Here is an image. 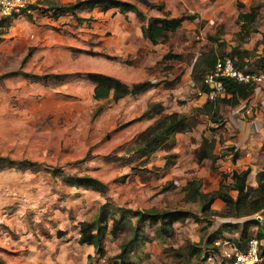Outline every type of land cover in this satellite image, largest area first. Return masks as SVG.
Segmentation results:
<instances>
[{"label":"rangeland","instance_id":"rangeland-1","mask_svg":"<svg viewBox=\"0 0 264 264\" xmlns=\"http://www.w3.org/2000/svg\"><path fill=\"white\" fill-rule=\"evenodd\" d=\"M44 1L33 0L37 10L11 17L0 39V157L36 163H0V259L5 264H86L90 255L91 264L203 263L210 249L206 236L221 222L235 220L201 215L197 201L186 196V183L198 181L199 190L208 192L217 187L219 173L235 170L236 161L237 171L241 164L259 168L264 133L245 129L260 112L264 120V109L247 105L248 114H235L236 105L220 104L213 115L201 114L199 82H192L189 72L195 58L217 44L218 55L226 56L234 46L251 52L243 59L244 69L261 72L264 0H146L147 5L124 0L142 18L115 8L82 7L74 15L42 11L48 6ZM49 1L57 7L79 0ZM240 11L255 12L256 32H239L234 20ZM183 14L195 19L168 33L164 44L152 45L142 37L140 25L149 18ZM212 35L219 39L209 41ZM168 52L180 58L163 60ZM42 74L60 79L43 84L30 77ZM92 74L129 86L149 81L153 87L113 100L108 88L87 80ZM260 89L264 95V85ZM145 111L149 117L139 118ZM169 119L172 129L166 131ZM241 143V153L247 154L243 159L237 148ZM72 176L96 179L104 189L74 187L66 182ZM210 206L224 211L222 203ZM146 210L189 217L173 222L172 234L164 236L155 213L149 219L134 216ZM256 214L251 217L259 226H250L247 236L260 242L259 255L264 209ZM113 218L123 226L111 236ZM81 221L100 227L103 257L77 243ZM138 226L135 245L120 250ZM140 236L145 241L138 242ZM235 236L224 233L219 244Z\"/></svg>","mask_w":264,"mask_h":264},{"label":"trees","instance_id":"trees-1","mask_svg":"<svg viewBox=\"0 0 264 264\" xmlns=\"http://www.w3.org/2000/svg\"><path fill=\"white\" fill-rule=\"evenodd\" d=\"M44 4L48 6L42 10H52L55 9L58 12H69L74 15L76 10L81 9L82 7L87 9H92L94 7H99L103 10L115 8L118 12H135V14L142 18L141 12L136 8V6L124 0H79L74 3L63 4L60 6H52V2L45 0ZM38 4H29L30 10H37ZM24 14V12L22 13ZM11 17H1L0 18V39L3 31L8 25ZM80 19V18H76ZM195 19L194 14H183L171 18H160V17H151L147 20L145 24L140 25V32L143 38L147 39L152 45L164 44L167 39V34L174 32L178 29L181 23L185 20ZM235 23L240 25L239 32L243 33V36H247L250 32H256L255 21L256 14L253 11L250 12H238L235 18ZM209 41L216 42L219 38L216 35L207 36ZM264 42V34H262ZM220 43V42H219ZM219 48L220 44H217ZM212 49L208 52L198 55L189 72V76L192 82H199L201 85V78L212 71L214 64L218 58L229 57L235 66L239 69L244 70L246 61L244 58L251 53L246 50H239L235 46L232 47L226 56L218 55V49ZM238 57H237V56ZM163 60L170 59H179L180 57L176 54L170 52L166 53L163 57ZM258 68L261 72H264V55L258 59L257 62ZM16 72H14L15 74ZM22 76H28L27 73H20ZM35 80L40 81L43 84H46L48 79H60V75L56 74H42L40 76L32 75ZM87 80L96 86L108 88L111 91V97L113 100H117L123 94H139L151 87L153 83L149 81H144L141 83H133L130 86L121 82L120 80L103 75V74H92L87 76ZM224 90L227 96L219 97L216 96L212 100H205L198 110L201 114L204 115H213L217 111V108L220 104H226L228 106H235L240 100H243L248 97L251 93L253 85L237 83L231 79H223ZM203 90H208L207 86H201ZM97 109L96 111H98ZM149 117L148 111H145L139 116ZM216 118H212V121H216ZM172 129L171 119L168 120L164 130L170 131ZM210 153V148L208 147ZM210 157V156H208ZM237 158V152L234 150L231 162H235ZM0 163L3 166H10L12 163H15V167H33L36 165L35 162L28 160H20L14 162L9 158L0 157ZM250 172L248 167L236 171L231 170L229 174L219 173V181L217 187L208 192H201L199 190L198 181L189 180L186 184V196L190 200H196L198 203L199 213L203 216L212 215L219 216L222 218H231L235 222L229 220L223 221L218 224L213 230L209 232L206 236L204 243L210 246L213 249H217V246L213 244L214 241L220 240L223 237L224 233H236V238L232 240V243L236 245L239 250H246L247 241L249 236L247 232L250 226H259L258 220L253 218L254 214L262 211L264 209V163L262 164L260 170L255 174V186L251 187L246 183V178ZM66 182L74 187H83L90 188L95 191H100L104 189V185L96 179L87 177V176H72L66 178ZM198 186V187H197ZM233 193V194H232ZM219 200L224 207L223 213L215 212L211 209V204ZM122 210H119L121 212ZM133 214L137 218L144 217L145 219L153 218L149 214L155 213V220H160L161 226L164 232V236H170L173 232L172 223L189 217V214L186 212L174 211V212H156L154 210H146L143 212H136ZM130 225V223H129ZM143 224H141L142 226ZM110 234L111 236L115 235L121 227L123 226L119 218H113L110 225ZM132 226V225H131ZM141 226L135 227L132 231L130 238L120 246V250L126 249L129 243H136L137 231ZM261 237V233L257 232V238ZM145 241L143 236H140L138 242ZM77 243L79 245H88L93 248L95 255L98 258L103 257V236L100 233V227L95 225L94 222L81 221L78 223V238ZM192 249V248H191ZM264 256V245L259 253ZM260 261L255 264H264V257H260ZM92 257L87 255L86 264H91ZM0 264H5L2 259H0Z\"/></svg>","mask_w":264,"mask_h":264},{"label":"built area","instance_id":"built-area-1","mask_svg":"<svg viewBox=\"0 0 264 264\" xmlns=\"http://www.w3.org/2000/svg\"><path fill=\"white\" fill-rule=\"evenodd\" d=\"M32 2L33 0H0V16L13 17L19 16L23 12L29 13V4ZM225 78L231 79L237 83L253 85L251 93L247 98L237 103L233 113L240 114L243 110L248 114L250 109L245 108L247 105L255 106L258 104L259 108L262 110L264 109V95H261L260 89L264 85V72L241 70L234 65L229 57L218 58L212 71L201 78V85L196 91L197 97L205 101L212 100L216 96H227L222 82ZM201 86H207L208 90H203ZM255 116L256 117L252 119L249 124V130L253 133H256L264 126V120L260 117L261 112L259 113V117L258 115ZM220 240L213 242V244L217 246V249L210 247L203 263L199 262L198 264H255L261 259L257 255V246L260 242L253 237L248 238L247 248L244 251L239 250L232 241H223L222 245H220ZM225 245H227V247H225Z\"/></svg>","mask_w":264,"mask_h":264},{"label":"crops","instance_id":"crops-1","mask_svg":"<svg viewBox=\"0 0 264 264\" xmlns=\"http://www.w3.org/2000/svg\"><path fill=\"white\" fill-rule=\"evenodd\" d=\"M245 131H246V133L248 132V134H249V133H253L251 130H249V127H248V128L246 127ZM258 131H259V134H263V133H264V130H263L262 128L259 129ZM256 133H257V132H256ZM256 133H253V134L256 135ZM263 139H264V136H263ZM243 141H245V139H243ZM243 143H244V142H243ZM243 143H241L240 146L237 147V148L239 149L238 152H239L240 157H241L242 159L245 158V157L247 156L246 152H245V153H241V150H240V148H242V146L244 145ZM237 148H236V149H237ZM262 161H263V163H264V158H263V157H262ZM263 163H262V164H263ZM238 164H239V161H236L235 164L231 166L232 169H235V170L237 171L238 169H237L236 167L238 166ZM262 164H261V165L259 166V168H257L256 170H255V168H251V165H248V164H241V165L244 166V167L242 166L243 168H241V170L244 169V168H246V167H248V168L250 169V172H249V174H248V176H247V178H246V183H247L249 186L254 187V186L252 185V182L255 184V174H256V172H258V171L260 170ZM239 167H240V166H239ZM250 176L252 177V181H251V182H248V178H249ZM255 185H256V184H255ZM214 202L221 203L219 200H215ZM86 246H88V245H86ZM90 247H91V246H90Z\"/></svg>","mask_w":264,"mask_h":264},{"label":"water","instance_id":"water-1","mask_svg":"<svg viewBox=\"0 0 264 264\" xmlns=\"http://www.w3.org/2000/svg\"><path fill=\"white\" fill-rule=\"evenodd\" d=\"M138 1H140L141 3L146 4V5L148 4L146 0H138Z\"/></svg>","mask_w":264,"mask_h":264}]
</instances>
